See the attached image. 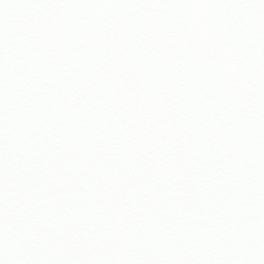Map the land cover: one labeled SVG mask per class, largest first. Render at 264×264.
<instances>
[{
    "label": "snow or ice",
    "instance_id": "1",
    "mask_svg": "<svg viewBox=\"0 0 264 264\" xmlns=\"http://www.w3.org/2000/svg\"><path fill=\"white\" fill-rule=\"evenodd\" d=\"M0 264H264V0H0Z\"/></svg>",
    "mask_w": 264,
    "mask_h": 264
}]
</instances>
